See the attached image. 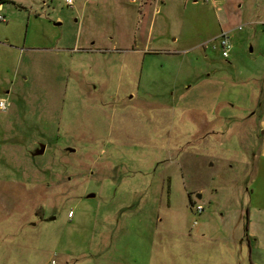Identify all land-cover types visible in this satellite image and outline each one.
I'll list each match as a JSON object with an SVG mask.
<instances>
[{
	"label": "rangeland",
	"instance_id": "374dc122",
	"mask_svg": "<svg viewBox=\"0 0 264 264\" xmlns=\"http://www.w3.org/2000/svg\"><path fill=\"white\" fill-rule=\"evenodd\" d=\"M0 1V264L227 263L189 235L264 188V0Z\"/></svg>",
	"mask_w": 264,
	"mask_h": 264
},
{
	"label": "crops",
	"instance_id": "0c3cea01",
	"mask_svg": "<svg viewBox=\"0 0 264 264\" xmlns=\"http://www.w3.org/2000/svg\"><path fill=\"white\" fill-rule=\"evenodd\" d=\"M2 8V5H1ZM259 124L262 127V138H261V145L264 148V103L262 105V113L260 116ZM259 167H258V173L254 177V181H256L258 178L259 180L264 178V162H260V158L264 159V151L263 153L259 154ZM254 185V183H253ZM259 186L257 188L247 189L246 187L243 189L242 192L248 195L247 201L244 205L240 207L238 211H236L235 215V224L233 225V222L231 221H223L224 219L221 218L220 223L209 221L204 223V225H201V230L197 231V234L194 235V233H191L189 237L192 241L196 242H205L211 241L212 243H220L226 246V251H230L229 254V261L225 263V261H222L220 263L216 264H240L238 253L236 252L235 245H238L241 249H239V253L242 250V246H251L252 243L257 241L258 233H256L255 228L260 227L263 230L264 233V203L260 204L261 202H264V188L260 189ZM200 189H196V195L198 196V192H200ZM255 194V197H254ZM200 197H196V200H200L202 198V195L199 194ZM189 198V197H188ZM190 206L192 208L195 204V201H193L191 198ZM198 232H200L198 234ZM211 234L208 235V237H205V233ZM260 237V236H259ZM259 239V238H258ZM253 241V242H252ZM196 257H193L191 254L188 261H186V264H204V259L196 260Z\"/></svg>",
	"mask_w": 264,
	"mask_h": 264
},
{
	"label": "built area",
	"instance_id": "2783aa9c",
	"mask_svg": "<svg viewBox=\"0 0 264 264\" xmlns=\"http://www.w3.org/2000/svg\"><path fill=\"white\" fill-rule=\"evenodd\" d=\"M73 2L74 0H63L64 5L69 8L73 6ZM0 12H1V3H0ZM0 21L5 22V18L1 14H0ZM218 47H219L221 56L224 59H228L230 56V52L232 50V43L226 32H221L220 35L218 36ZM191 209H192V212L197 215L203 211V207L200 204L193 205ZM69 216H71V212L69 213Z\"/></svg>",
	"mask_w": 264,
	"mask_h": 264
},
{
	"label": "water",
	"instance_id": "95a60500",
	"mask_svg": "<svg viewBox=\"0 0 264 264\" xmlns=\"http://www.w3.org/2000/svg\"><path fill=\"white\" fill-rule=\"evenodd\" d=\"M43 150H44V146H43V145H40V148H39L38 150L35 151V154H36V155L42 154ZM90 196H91V195H90ZM197 197H200L199 194H198Z\"/></svg>",
	"mask_w": 264,
	"mask_h": 264
},
{
	"label": "flooded vegetation",
	"instance_id": "af4514ba",
	"mask_svg": "<svg viewBox=\"0 0 264 264\" xmlns=\"http://www.w3.org/2000/svg\"><path fill=\"white\" fill-rule=\"evenodd\" d=\"M67 7V6H66ZM60 24V23H59ZM88 45H89V47H88V51H90V50H92V47H93V42H88ZM128 99H131L132 97H130V96H128L127 97Z\"/></svg>",
	"mask_w": 264,
	"mask_h": 264
},
{
	"label": "trees",
	"instance_id": "16d2710c",
	"mask_svg": "<svg viewBox=\"0 0 264 264\" xmlns=\"http://www.w3.org/2000/svg\"><path fill=\"white\" fill-rule=\"evenodd\" d=\"M0 3H2V2L0 1ZM188 201H189V203H191L190 197L188 198Z\"/></svg>",
	"mask_w": 264,
	"mask_h": 264
}]
</instances>
